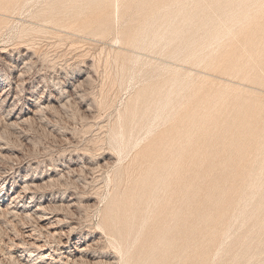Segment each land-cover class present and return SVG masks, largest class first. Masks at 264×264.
<instances>
[{
  "label": "rangeland",
  "instance_id": "1",
  "mask_svg": "<svg viewBox=\"0 0 264 264\" xmlns=\"http://www.w3.org/2000/svg\"><path fill=\"white\" fill-rule=\"evenodd\" d=\"M217 1L0 0V264H264V14Z\"/></svg>",
  "mask_w": 264,
  "mask_h": 264
},
{
  "label": "bare ground",
  "instance_id": "2",
  "mask_svg": "<svg viewBox=\"0 0 264 264\" xmlns=\"http://www.w3.org/2000/svg\"><path fill=\"white\" fill-rule=\"evenodd\" d=\"M221 1L212 3V13L214 14L212 18L219 22L215 26L218 34H238L243 31L244 27L256 22L258 16L264 14V0H225L223 3Z\"/></svg>",
  "mask_w": 264,
  "mask_h": 264
}]
</instances>
